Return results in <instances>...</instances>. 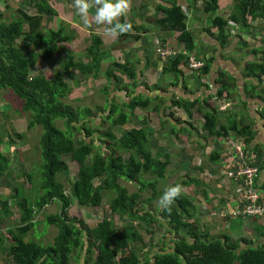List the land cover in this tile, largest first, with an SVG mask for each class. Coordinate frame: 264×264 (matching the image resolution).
<instances>
[{
	"label": "trees",
	"instance_id": "1",
	"mask_svg": "<svg viewBox=\"0 0 264 264\" xmlns=\"http://www.w3.org/2000/svg\"><path fill=\"white\" fill-rule=\"evenodd\" d=\"M51 1L34 0L30 12L14 8L16 13L10 21H6L5 12L0 9V90H8L19 99L21 110L30 115L29 130L36 126L43 130L39 143L40 183L35 197H30L27 189L16 187L14 195L0 199L1 222L13 216L10 208L13 200L18 202L19 208V222L6 228L5 236H0V259L5 258L8 264H264V245H254L248 238L234 240L227 234L214 239L208 231L203 232L195 223V203L184 191L171 206L170 213L160 211L157 203L164 191H160L158 186L172 178L169 169L173 156L155 153L149 140L155 134L151 116L157 113L160 123L155 125L156 128L170 129L173 140L182 144L186 131L189 132V142L199 146L201 143L197 134L200 140L206 142L211 138L226 140L233 135L243 139L245 145L251 144L254 139L251 126L242 125L238 115H228L227 122L222 123L218 107L210 104L212 95L217 101L222 97L231 98L230 90L236 86L237 78L229 71H219L214 79L210 77L220 65L218 60L232 54L234 41L227 27H238L241 36L245 29L258 22L256 32L260 30L264 36V0H233L234 10L226 17L220 14V0H192L188 8L175 0H155L154 25L167 36L162 48L158 44L156 46L158 51L172 54L164 57L160 53L162 71L174 75L170 88L180 90L179 95L170 91L169 85L160 87L146 82L144 72L149 69L148 61L146 65L141 62L129 64L120 62L122 60L117 56L116 48L126 41L125 38H133L137 43L141 40L140 35L149 32L147 27L133 26L130 33L134 36L126 33L116 39L111 38L120 45L110 48L104 35L94 32L84 37L80 33L72 34L66 22H62L57 29H47V19L59 15L50 5ZM143 1L149 2L142 0L143 6L147 5ZM198 3L204 4L201 13L208 15L204 23L211 22L195 33L188 28V20L191 10H195ZM173 32L177 33L176 41L183 51H168L165 48H168L169 35ZM241 38L237 49L243 48L249 55H238L235 50L233 56L242 58L248 64L242 76L250 78L243 80L252 82L251 93L254 94L264 78V53L257 50L251 52L250 41L242 42ZM76 44L75 50L80 48L81 52L75 54L67 50L68 46ZM202 47L209 50L201 51ZM107 48L115 52L114 58L103 51ZM190 60L203 63V68L200 71L190 69ZM46 62L58 66L57 72L32 74L36 67ZM76 72L94 81L107 80V88L103 92L109 95L114 86L115 91L123 93L119 97L121 103L114 102L107 109L96 108V111L90 107L75 108L67 104L65 100L80 84ZM193 72L205 77L210 86L215 84L210 96L183 95L184 89L187 91L188 88L184 78ZM118 75L125 76L130 85H123ZM243 89L245 93H250L248 85ZM170 93L173 96L168 98L166 94ZM139 109L151 110L152 114L146 113L143 119L146 126L130 127L119 137L114 129L130 125ZM178 109L188 116H192L191 110L199 113L203 118L202 131H197L191 123L179 117ZM101 113L106 115L103 121L110 124L108 131L103 132L106 123L92 126ZM58 120L63 123L64 129L56 125ZM186 125L193 128L196 139ZM9 140L11 147L14 142L10 137ZM5 144L0 139V180L5 178L12 166L10 157L4 152ZM66 156L78 165L77 177L70 182L69 191L61 180V176L69 170V164L64 160ZM218 158L217 153L212 154L211 162L217 163ZM89 159H92L91 163ZM256 160L257 164L261 162V159ZM183 169L188 170L189 167H179L177 173L182 174ZM259 172L260 167L258 175ZM24 177L25 182L32 183L33 171ZM257 177L255 186L258 189ZM120 180L135 184L137 191L129 192L119 183ZM176 184L183 185L184 189L205 187L187 174L171 186ZM106 191H113L116 195L110 202L109 214H118L128 221L137 222L144 228L143 234L131 227L115 229L110 217L102 218L94 227L81 218H70L72 200L85 208L101 207ZM146 192H152V196L145 199ZM243 201L241 205L246 204L244 195ZM54 203L59 204V211L45 214V208ZM258 203L264 206L261 195ZM40 215H44L43 221H39ZM40 223H44L46 228H57L58 234L49 245L27 241L31 231ZM158 232H163L167 248L160 254L145 253L140 257L138 249L144 247L140 251L144 252L147 248L145 238H155ZM256 236L264 237V227L256 231Z\"/></svg>",
	"mask_w": 264,
	"mask_h": 264
},
{
	"label": "crops",
	"instance_id": "2",
	"mask_svg": "<svg viewBox=\"0 0 264 264\" xmlns=\"http://www.w3.org/2000/svg\"><path fill=\"white\" fill-rule=\"evenodd\" d=\"M175 1H177L178 4L182 6L183 4H191L190 0ZM54 2H56V5L52 4ZM24 3L25 6L21 7V9L24 10H26L28 6L30 7L35 4L34 0H24ZM50 5L54 7L59 13L56 18L52 17L47 19L46 25L49 22L54 23L50 29H57L62 24V22H66L70 26V32L72 34L78 32L83 36H89L91 32H94L103 35L102 27H95L92 30L90 28L85 29L82 27L80 17L76 14V11L71 8L73 5V0H52ZM188 7L189 6L186 8ZM196 11L197 10L194 9L191 10L192 14L188 20V28L194 30L195 33H197L198 30H201L203 26L209 25L211 22L209 20L204 23L205 19L208 18V15H204L199 11H197V13ZM127 19L132 23L133 26L140 25L136 22H133L134 19L131 17V15L127 17ZM155 19L156 13L151 18L147 19L144 24H142L148 28L149 32H144L142 35H140L141 40L139 42L135 43L134 45H130L128 41L133 40V38H125V45L129 47L124 48L122 43L117 48V56L120 60H122L120 62L129 64H137L138 62H141L142 65H146V61H148L149 69L148 71L144 72L146 82L148 84H157L160 87H167L169 85L170 88V84L175 80L174 75L163 73V67L161 65L160 58L161 55L156 46L157 41H160L161 44H163V42L167 40V36L164 33V36L162 38L160 37V40L159 33L161 29L154 25ZM255 26L256 24H252L249 29H245L241 33V36L243 38H248L249 35L246 34V31H249L251 34H254V37L260 38V41L257 40L256 45L258 46H256L254 50L264 53V36L260 30H258L259 33L256 32V29H258L257 26L256 29L252 30L255 28ZM228 28H230V30H238V27L236 29L234 26H229L227 29ZM239 31L231 32V34H239ZM176 34L177 33L173 32L169 35L170 41L168 43V48L165 47L168 51H183L182 46L176 41ZM200 34L202 35L203 40H205L203 33L201 32ZM132 42L135 41L133 40ZM237 42L238 40H236L234 46H238ZM201 44L202 43H200L199 46H201ZM77 45L78 44L74 46L77 47ZM234 46L232 48H234ZM200 50L208 51L209 49L202 47ZM103 51L109 52L112 55V58L115 57V52H113L112 49L107 48ZM232 51L235 52L234 50ZM245 63L246 61H244L242 58L235 59L223 57L222 59L218 60V64L220 65L215 69V71H213L215 73L211 75L210 79H214L213 76L216 74L218 75L219 71L227 73L229 71L232 76L237 78L238 82L236 83V86L230 90L232 93L231 98L222 97L219 101H217L212 95L210 104L212 107H218V117L222 123L225 124L227 122L228 115H238L241 124L244 126H251L252 130L254 131V139L251 141V144H246L245 146L246 149L249 150L251 157H254L255 160L256 158L261 159V162L258 163L260 172L257 177V187L259 195L262 196L264 201V116L262 115L264 113V78L254 94H252L251 91L250 93H245L243 87H246V85H252V82L250 83L249 80H243L250 79L242 76L244 75L243 70L246 69ZM197 74L198 73L193 72V74L185 76L184 84H186L188 88L186 91L184 89V85L182 86L184 89V96L206 97L212 94L215 84L214 86H210L211 84L207 83L205 77L197 76ZM207 84L209 86H207ZM170 91H174V93L178 95L180 94V90H172V88H170ZM166 95L168 98L173 96L171 93ZM225 106L226 110H221V108ZM178 110L181 111L178 113L179 117H182L184 121L191 123L193 128L197 129V131H202L201 128L203 118L199 113H197L195 110H192V116H188L183 110ZM138 111H141L142 114H146L145 110L143 109ZM138 111L136 113H138ZM133 120L141 122L140 127L146 126L143 122V117L138 120L135 114ZM155 125L156 124H154V126ZM186 127L189 129V131L193 132V139H196V133L192 130L193 128L190 125H186ZM154 133L155 134L151 135V138H149V140H151L153 150L155 149L154 151L157 153L173 156V164L169 169V173L172 175L171 182L173 179H179V177L187 174L189 177L197 179L205 185V187L199 188L191 186L188 188V191H184V194L189 198V200L195 203L197 210V214H195V223H197L200 229L203 232L208 231L210 237L214 239L222 236L223 234H227L234 240L248 238V240L253 242L252 244L254 245H264V237L256 236V231L264 227V215L252 218L230 216L226 219H220L213 214L215 212L219 213L217 211L223 209L232 211L236 207H239L243 202V193L241 192L240 188L242 180L241 177L238 176L241 163L233 151V144H244L243 139H237L234 138L233 135H230V137L226 140H216L211 138L208 140V142H206L205 140H200V135L197 134L199 143H201L199 146L189 142L190 138H188V131L183 134V144L179 142L174 144L173 134L170 129L165 131L160 128H156L155 126ZM216 153L219 156V161L217 163H213L211 162V155ZM184 165H187L189 169H183L182 174L177 173V169ZM193 168L197 169V176L190 173V170ZM190 190L193 191L190 193ZM114 217L117 218V222L115 220L113 221L115 225L117 223L120 225L119 227H126L125 229L131 227L140 230V234H143L142 229L144 228H142L137 222L128 221L126 218L117 214ZM182 234H185V229L182 231ZM156 237L159 239H156ZM151 239H155L156 241L151 243L145 238L148 244L145 251H148V254H160L163 249L167 248L164 242L163 232H158L155 238L151 237Z\"/></svg>",
	"mask_w": 264,
	"mask_h": 264
},
{
	"label": "rangeland",
	"instance_id": "3",
	"mask_svg": "<svg viewBox=\"0 0 264 264\" xmlns=\"http://www.w3.org/2000/svg\"><path fill=\"white\" fill-rule=\"evenodd\" d=\"M188 1V0H187ZM142 0H131V11L128 15V17L131 15V17L134 19L133 22H136L137 24H144L147 19L151 18L157 11L156 7L157 4L155 0H149L146 6L142 5ZM192 4V0L190 1ZM56 5V2L52 3ZM188 4H183V6L186 8L187 6H191ZM7 5H10L9 7ZM220 14L223 16H228L233 10H234V1L233 0H220ZM25 3L24 0H0V9L5 12V19L6 21H10L13 18L14 8H21L24 7ZM203 3H200L195 6V10L201 11L203 10ZM73 10L75 8L73 5L71 6ZM27 12H30L31 9L28 6L26 9ZM94 9L92 10V13H94ZM70 18V17H68ZM52 24L54 23H47V28H51ZM258 22L256 23V25ZM232 26V25H231ZM83 27V26H82ZM95 25H93L91 30L94 29ZM235 27V26H234ZM256 29L253 28L252 30ZM229 34L233 37L234 44L236 40L239 42L240 33L239 34H231V32L238 31V30H230V28L227 29ZM78 33V32H77ZM87 33V32H86ZM246 34L249 35L248 38H241L242 42L250 41L249 44H251V52L256 48L257 40L260 41V38L254 37V34H251L250 32H246ZM129 35L134 36V33H130ZM164 33L160 31L159 38L163 37ZM84 37V36H83ZM259 37V36H258ZM160 38V40H161ZM128 41L130 45H134L136 42ZM197 41H198V35H197ZM237 42V43H238ZM105 43H107L108 47L113 48L120 45L115 40H111V38L107 37V40H105ZM199 43V41H198ZM126 43H123L124 48H128L129 46L125 45ZM159 45L161 48L163 47L160 41L156 42V45ZM232 45V47L234 46ZM117 49V48H116ZM67 50L70 52H73L76 54V52H81V49L75 50V46H68ZM232 50H236L238 55H249L248 51H245L243 48H238L237 46H234ZM160 53L162 51H159ZM234 52L232 51V54L227 55V58H231L233 56ZM78 55V54H77ZM81 58V57H78ZM233 58H238L236 55H234ZM248 64H245V66ZM58 66H56L54 63L49 62L45 64H41L40 66L36 67L32 74H39L41 72H57ZM76 76L79 79L80 84L78 87L74 90L73 94L65 100V102L75 108H83V107H90L96 111V108L98 109H107L111 105H113L114 102H116L118 105L121 103V99L119 98L121 94L123 93L119 91L114 90V86L110 89L109 95H106L105 92H103L104 88H107L108 81L105 79L100 80H92L89 77L83 76L80 73L76 72ZM118 79H120L123 83V85H130V81L126 79L123 75H118ZM115 82V81H114ZM252 85H249V89L251 91ZM117 93V94H114ZM140 110V109H139ZM192 111V110H191ZM146 113L152 114L151 110L146 109ZM177 113L181 112L180 110L176 111ZM146 114H142L141 111H138L136 113V118L138 120L141 119ZM106 115H103V113L98 116L94 122L92 123V126L95 124H102L103 125V132L108 131L110 129V124L108 122L103 121V117ZM30 119V115L24 113L21 110V105L19 99L14 96L10 91L8 90H0V139H3L6 144L4 147V152L7 153V155L10 157L12 161V166L8 172V174L0 180V199H7L8 196L11 197L14 195L15 191L14 189L16 187L27 189L28 194L31 195L30 197H35V194L37 192V186L40 183V177H39V169L38 167L41 165L40 161V138L43 133V130L40 126H36L33 129H28V122ZM134 121V120H133ZM156 121V122H155ZM155 122V123H154ZM160 119L157 113H154L151 116V125L155 128L154 124H159ZM139 124V125H136ZM56 125L62 129H64L63 123L58 120L56 121ZM141 122L134 121L130 123V125L126 127H119L115 128L114 132L117 133V135H122L124 132L130 129V127H140ZM167 130V129H166ZM165 130V131H166ZM102 132V133H103ZM206 135V134H204ZM9 137L12 139L14 144L10 147L9 143ZM174 144H177V141H173ZM242 144V143H241ZM245 149V144H242ZM234 146V144H233ZM199 147V146H198ZM200 148V147H199ZM201 149V148H200ZM155 150V149H154ZM248 150V149H246ZM234 151V148H233ZM155 152V151H154ZM157 153V152H155ZM235 154V151H234ZM236 155V154H235ZM64 160L68 162L69 164V170L64 174V176H61V180L63 181L65 188L67 191H69L70 182L74 181L77 177L78 172V165L75 162L71 161L70 156L64 157ZM92 162V159H89V163ZM38 169V170H37ZM33 171L34 173V179L32 183H27L24 181V175L26 173H30ZM190 173L197 176V169L190 170ZM189 173V174H190ZM146 179H151V177H145ZM204 179V178H203ZM178 179H173L171 182V179H168L167 181H163L158 186L160 191H164L167 187L171 186L172 184L176 183ZM119 183L123 186H125L129 192H135L137 191V186L130 182H125L124 180H120ZM188 191L187 189H184V191ZM193 190H190V193ZM191 195V194H190ZM152 196V192H146L144 194V198L147 199ZM116 197L115 193L112 191H106L104 192V202L101 207H94V208H85L79 206L75 200H72V207L69 212L70 218L73 219H83L85 223L90 225V227H94L97 225L98 222L101 221L102 218L110 217L112 220L117 222V218L114 217V215L109 214V205L112 199ZM17 201L13 200L11 202L10 208L12 210L13 216L9 219H4L2 222L0 221V236H5L6 234V228H8L10 225H16L19 222V208L17 206ZM226 211V209H223ZM222 210V211H223ZM59 211V204L54 203L49 205L45 208L44 213L45 214H56ZM221 211V210H220ZM217 211V212H220ZM216 213V212H215ZM118 215V214H117ZM44 215L39 216V221H43ZM115 225V223H114ZM116 223L115 229H125L126 227H119ZM144 232V230H142ZM58 231L57 228L54 226H50L46 228L44 223H40L37 225L35 229L31 231V234L28 236L27 241L40 243L43 245H49L52 242H54L55 237L57 236ZM149 242H155L156 240H152L151 238H146ZM156 239H159L156 237ZM148 245V244H147ZM146 247V246H145ZM144 248V247H143ZM138 249V253H140V257H143L145 253L148 251L140 252L142 249ZM146 249V248H145ZM0 264H8L6 259H0Z\"/></svg>",
	"mask_w": 264,
	"mask_h": 264
},
{
	"label": "clouds",
	"instance_id": "4",
	"mask_svg": "<svg viewBox=\"0 0 264 264\" xmlns=\"http://www.w3.org/2000/svg\"><path fill=\"white\" fill-rule=\"evenodd\" d=\"M73 7L85 29L93 25L102 27L105 37L116 39L133 30L132 23L127 19L131 11V0H73ZM183 191L181 184L167 187L157 203L160 211L170 213L171 206Z\"/></svg>",
	"mask_w": 264,
	"mask_h": 264
},
{
	"label": "built area",
	"instance_id": "5",
	"mask_svg": "<svg viewBox=\"0 0 264 264\" xmlns=\"http://www.w3.org/2000/svg\"><path fill=\"white\" fill-rule=\"evenodd\" d=\"M164 57L171 56L169 52H162ZM203 63L190 60L189 67L194 71H200L203 68ZM221 110H226V106L222 107ZM236 156L238 157L241 168L238 172V176L241 177L242 184L240 186L241 191L244 195L246 204L236 207L232 211L221 210L219 213H213L220 219H226L228 216L234 217H257L264 215V206L258 203L260 195L258 189L255 186L256 177L258 175L259 165L257 164L254 157L242 144H234L233 146ZM244 203V201H243Z\"/></svg>",
	"mask_w": 264,
	"mask_h": 264
}]
</instances>
